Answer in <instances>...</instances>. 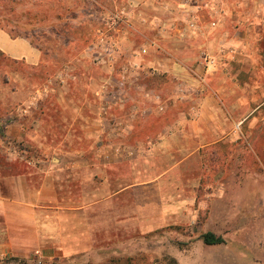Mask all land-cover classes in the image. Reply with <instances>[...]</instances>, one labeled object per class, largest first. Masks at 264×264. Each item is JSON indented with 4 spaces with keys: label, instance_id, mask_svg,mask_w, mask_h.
<instances>
[{
    "label": "rangeland",
    "instance_id": "1",
    "mask_svg": "<svg viewBox=\"0 0 264 264\" xmlns=\"http://www.w3.org/2000/svg\"><path fill=\"white\" fill-rule=\"evenodd\" d=\"M222 26L225 40L211 47L206 34L217 35ZM0 30L29 39L42 54L38 63H30L0 49V133L11 122L24 123L50 146H59L64 138L76 145V134L66 138L65 131L73 122L74 129L78 119L95 124L86 144L107 152L138 142L136 134L118 133L140 129L146 117L148 132L154 134L163 122L172 123L177 86L194 80L186 65L210 50L264 65V0H0ZM0 45L29 58L33 50L26 42L10 43L4 35ZM88 99L98 103L95 112L82 106ZM182 108L188 110V104ZM157 115L163 116L162 123L156 122ZM26 140L13 145L22 150L28 142L38 144ZM245 161L252 166L251 156ZM251 171H245L246 184ZM184 172L186 195L191 196L195 190L190 181L199 171ZM216 172L206 171L200 197ZM90 173L95 171H86ZM249 184L238 199L231 195L228 202L205 204L192 221L149 219L141 230L134 217L128 218L125 226L113 228L122 231L112 235L120 243L112 244L123 248L99 264H264V179L260 196ZM226 212V219L220 216ZM208 223L224 226L225 244L204 243L201 234ZM0 264L45 262L37 253H0Z\"/></svg>",
    "mask_w": 264,
    "mask_h": 264
},
{
    "label": "crops",
    "instance_id": "2",
    "mask_svg": "<svg viewBox=\"0 0 264 264\" xmlns=\"http://www.w3.org/2000/svg\"><path fill=\"white\" fill-rule=\"evenodd\" d=\"M223 30L222 26L219 34H206L211 47L225 40ZM2 35L12 44L26 42L35 51H30L29 58L0 45L8 55L30 63L40 61L41 51L29 39L12 38L0 30ZM198 57L200 61L196 57L186 65L194 80L177 86L172 123H162L163 116L157 115L160 129L149 134L146 117L140 129L118 133L131 138L136 134L135 144L116 145L112 152L86 144L95 124L87 126L79 119L74 129L73 122L65 131L66 138L76 134V145L66 144L65 138L59 146L46 145L37 130L24 123L5 126L4 134L0 133V253H37L45 264L90 260L99 264L123 248L112 244L120 243L112 235L117 229L122 231L113 228L125 226L128 218L134 217L141 230L149 219L174 224L192 221L205 204L243 196L250 182L253 193L260 196L264 179V77L260 75L264 65H248L239 54L217 49ZM186 103L188 110L182 108ZM82 106L95 112L98 103L88 99ZM27 137L38 144L28 142L22 150L13 145ZM246 156H251V167ZM192 169L199 174L190 181L195 192L187 196L184 171ZM246 169L252 170L247 184ZM88 170L95 173L86 175ZM98 170L107 175H98ZM208 170L218 172L211 183L206 182L200 197ZM152 207L155 212L150 213ZM220 216L226 219L228 213ZM206 227L205 232L212 231L226 241L223 225L208 223ZM225 241L207 245L220 246Z\"/></svg>",
    "mask_w": 264,
    "mask_h": 264
},
{
    "label": "trees",
    "instance_id": "3",
    "mask_svg": "<svg viewBox=\"0 0 264 264\" xmlns=\"http://www.w3.org/2000/svg\"><path fill=\"white\" fill-rule=\"evenodd\" d=\"M201 238L206 244H219L225 241L221 235H216L212 231L202 233Z\"/></svg>",
    "mask_w": 264,
    "mask_h": 264
}]
</instances>
